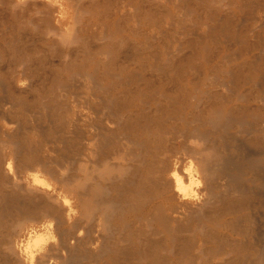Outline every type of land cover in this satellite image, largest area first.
Masks as SVG:
<instances>
[{
	"label": "bare ground",
	"instance_id": "bare-ground-1",
	"mask_svg": "<svg viewBox=\"0 0 264 264\" xmlns=\"http://www.w3.org/2000/svg\"><path fill=\"white\" fill-rule=\"evenodd\" d=\"M68 1L72 7L69 12L65 10L66 3L60 0H9L7 6H12V13L24 8L32 10L37 17L30 15L31 18L44 23L42 31L56 37L52 40L66 44L76 38L75 15L81 0ZM235 1L243 6L244 0ZM245 4L249 19L264 20V0H245ZM117 7L116 11H122L124 6ZM217 8H213V15L218 13ZM128 11L129 14L132 10ZM226 20L225 25L230 23ZM244 30L238 38L244 43L242 48L246 51L242 52L249 55L235 66L226 67L221 79L153 76L138 73L137 68L121 75L122 66L109 67L108 59L95 64L94 74L90 69V73H81L74 52L66 51L73 57L62 60L66 58L63 54L59 68L71 69L75 65L73 71L62 77L64 74L61 76L57 70H48L53 75L51 79L57 80V90L53 93L61 98L58 103L63 96L73 94V104L68 100L66 106L60 103L65 107L62 111L56 100H52L55 97L44 99L45 102L40 98L43 102L28 105L16 93L15 79L29 81L35 62L29 67L24 59L18 63L15 59V63L8 64L6 72L0 69V78L6 80L0 106L4 110L13 108L18 99L16 104L21 103L22 112L25 110L22 120L15 119L16 125L29 121L24 119L26 111H31L27 109L30 106L54 119L45 134L50 135L51 139L47 138L52 142L47 146H38L40 141L37 146L18 144L11 131L6 130L4 137L1 134L0 264H264V124L252 126L242 121L245 115H255L264 106L241 107L234 102L229 106L226 102L232 101L233 95L245 101L259 99L264 85V46L262 41L250 43L249 30ZM261 32L264 33V27L256 35ZM101 44L99 53L102 50L109 53L106 49L111 44ZM254 49L258 52L251 53ZM100 70L108 74H99ZM46 74L43 75L47 77ZM249 81L256 86V93L239 90ZM203 84L207 89L202 92L198 87ZM78 86L82 94L76 91ZM8 103L11 105L5 107ZM224 105H227L225 110ZM12 118L6 121L9 123ZM39 122H35V128L40 127ZM27 124L24 126L29 127ZM202 125L208 128L201 129ZM135 130L140 131L134 133ZM185 145L187 156L179 154ZM22 146L25 152L20 150ZM82 150L89 156L100 154L98 158L91 157L93 164L90 160L84 163L81 157L86 154ZM71 159L77 163L71 164ZM94 164L100 166L95 165L98 171ZM27 170L33 172L26 174ZM242 174L249 176L241 178ZM98 178L106 184L101 186ZM126 212L132 213V220H125L121 226L112 224L114 217H123ZM224 214L231 216L227 218ZM128 240L138 248H145L143 257H138L143 259L142 263L135 261L138 258L133 263L125 261L128 251L123 253V250L128 244L124 246L123 242ZM136 246L129 252L139 253ZM121 255L125 256L122 262ZM107 257V262L102 260Z\"/></svg>",
	"mask_w": 264,
	"mask_h": 264
},
{
	"label": "rangeland",
	"instance_id": "rangeland-1",
	"mask_svg": "<svg viewBox=\"0 0 264 264\" xmlns=\"http://www.w3.org/2000/svg\"><path fill=\"white\" fill-rule=\"evenodd\" d=\"M8 1L9 0H0V66L2 67V68L0 67V69L2 71H5V70L7 71L8 64L9 63L13 64L16 62V60H17L16 63H18L20 61H23V59H24L25 63L27 65H29V67H30V65H32L35 62L34 63L35 65L33 64L34 71L32 69H30L31 71H33L32 72L33 74H31L29 77L30 82L26 81V79H21V80L15 79V83H14V86L17 83V85L15 86L16 93H18L19 95H22L23 96L22 99H24L28 105H31L32 102H34V101L41 103V101L42 100L44 101V99H45V101H47L48 99L54 98V97L56 99L54 98L52 100H56V103H58V101L61 100L60 97H58V98L56 97L57 95L54 96L55 94L53 93V91L57 90L58 84H57L56 79L54 81L51 79V78H53V75L49 74L48 70L49 71H52V70L56 71L57 70L58 74H60L61 76L63 74L65 75V76L63 75L62 77H66L68 75V73L70 74V72L73 71L75 65H72L71 69H69L68 67H65L63 69L59 68L61 59L64 56H66V58H64L62 60H68V61L70 60L69 59L70 57L72 58L74 56V59L76 58L75 61L78 64H81L78 67H81L82 69H80V70L78 69L79 71L77 70L78 72H81V73L82 72L83 73H90L89 71H91V73L94 74L92 72V68L95 66V64L100 60H107L108 59L110 61L109 67L122 66L123 69L121 71V75H127L131 71V69L135 70V68H137L136 70L138 71V73H141V74L144 73V74L153 75V76H171V75H173V77H175V76L176 77H178V76L179 77L180 76L185 77L186 76L187 78L192 77V78H196V79H197V77H198V79H203L204 77L206 78L207 76H209V78H214V79L220 78L221 79L222 77L225 76L224 74H226V69L230 68L229 66H231V67L235 66L237 63L241 62V60H243L244 58H246V56L249 55V54L242 52V51H246V50L244 48H242V47H244V43H242V40L238 38L239 33L245 31L244 30L245 28H246V30L247 29L249 30L250 43L252 42L254 44V42L256 43L259 41L261 43V41H262L261 46H264V33L261 32L259 35H256V31H258L260 28L264 27V23H263V26L259 25V28L257 27L258 24H260L264 20H262L261 22H259V21L255 22V20L253 21L254 18L251 19V17H250V19H249V12H248V8H247L248 3L245 4V0L243 2V6L240 4L238 5V3H236L235 0H230V2H228L229 0H226V1L225 0H222V1L218 0V3H217V0H215L216 3L213 2L214 0L213 1L212 0H174V1L173 0L172 1H168V0H154V1L153 0H150V1L149 0L148 1L147 0H141V1L140 0H131V2H129V0L128 1L127 0H81V2L78 1L79 7H77L78 10L76 9V12L78 11V13H76V15H75V20H77L76 24L78 25L77 26L75 24L76 25L75 26L76 38L73 42H71V43L67 42L66 44H64L65 42L63 43L61 40L60 41L62 44L60 43L59 40L58 41L56 40L57 42L54 41L56 39V37L52 36V34H50V33L48 35H46L47 33L45 34V32L42 31V30H44L43 29L44 23L42 21L38 22L36 19H33V18H36L37 16H36V14H34L32 12V10L24 8V10L21 9V11H17V13H12L11 9H13V8H12V6L10 7V4L7 6V4L9 3ZM57 1L59 2V0H57ZM62 1L66 3V4H64V6L66 8L65 10H67L69 12V9L71 10V8H72L68 5L69 1L68 0L67 1L60 0V2H62ZM72 1H74V0H72ZM72 1H70V4ZM118 1H119V3H118ZM122 1L126 2V3H123ZM137 1L139 2V4ZM143 1H144V4H143ZM76 2H77V0H76ZM127 2L129 4H127ZM159 2H161V3H159ZM165 2H166V4H165ZM154 3H155V5H154ZM119 4H123V6H124L121 8V10L123 9L122 11L118 10V11H120V13L118 11H116L118 9L117 5L119 6ZM148 4H150V5H148ZM159 4H161V5H159ZM213 4L215 6H218V8L216 9L218 11V13H216L214 15L212 14L215 11L213 9L215 7ZM221 4H222V6H221ZM133 5L136 6V8ZM137 5H140V6H137ZM162 5H164V6H162ZM125 6H126V8H125ZM167 6H169L168 9H166ZM17 8H19V7H17ZM128 10H132L129 13L130 16L128 14V12H129ZM29 11H31V12H29ZM124 11H126V12L121 14V12H124ZM114 12H116V13H114ZM133 13H135V14H133ZM167 13H171V14H167ZM13 14H15V15H13ZM30 15L31 16L34 15V17L32 16L33 18H31ZM121 15H122V18L120 17ZM124 15H125V17L129 16L131 18H127V17L125 18ZM132 15H134V16H132ZM168 15H170L169 16L170 18L168 17ZM117 16H118V18H117ZM212 16L213 17L215 16L214 18H216V19L211 18ZM224 18H226L228 20V22H230V23L225 25L226 19H224ZM134 19H136V20H134ZM263 19H264V17H263ZM98 20H100V22ZM206 20H207L208 24L206 23ZM31 21H33V22H31ZM39 21H40V19H39ZM168 21H171L173 24H171ZM210 21L214 22V24L212 26H211ZM92 22H93V24H92ZM35 23L38 24V27H36L37 25ZM96 23H98V25ZM168 23H170L171 25ZM155 24H156V26H155ZM231 24H233V26ZM163 26H165V27H163ZM102 29L104 32L102 31ZM238 30H239V32H238ZM253 31H255V32H253ZM253 34L256 36H254ZM96 35H98V36L96 37ZM39 36H41V37L39 38ZM42 36H43V38H42ZM52 38H54V40H52ZM179 40H181V42ZM101 43H110L111 44L106 49V51H108V49H109V51H110L109 53L104 52L103 50H102L103 52L101 51L99 53L98 49L102 45ZM59 44L62 46H60ZM63 44H64V46H63ZM174 44H175V46H174ZM176 45H178V46H176ZM180 46H181V48H180ZM70 47L72 49H70ZM168 47H170V48H168ZM175 47H179V48L176 49ZM167 48H168V50H167ZM40 50H41V52H40ZM53 50H55V51H53ZM57 50H58V53H56ZM69 50H71L74 53H77L76 56L74 55V53H73V56L68 54L66 51H69ZM172 50L175 53H172ZM10 51H12V53ZM168 51H170V54ZM250 52L255 53V52H258V50L254 49V50H251ZM101 53H103V56ZM224 53H226V54H224ZM233 53H234V55H233ZM20 54H22V55H20ZM53 54H54V56H53ZM63 54H64V56H62ZM166 54H169V55H167V57H166ZM43 55L45 57H43ZM221 55H223L224 57L223 56L221 57ZM19 56H21V57H19ZM26 57H27V59H26ZM165 58H166V60H165ZM6 60L7 61L10 60V61L6 62ZM44 60L46 62H44ZM47 60H49V61H47ZM51 61H52L51 65H53V66L50 65ZM2 62L5 65H3ZM27 62H29V63L31 62V63L29 64ZM56 63H57V67H55ZM82 64H84V65H82ZM91 64H93V65L91 66ZM49 65L51 67H49ZM151 65H153V66H151ZM38 66H41L40 67L41 69L38 68ZM3 67L5 69H3ZM83 67H84V69H83ZM89 67H91V68H89ZM152 67H154V68H152ZM35 69H38V70L36 71ZM41 70H42V72H41ZM66 70H67V72H66ZM46 71L48 74L43 73ZM112 71L114 72L115 70L112 69ZM62 72H64V73H62ZM35 73L37 74V76H35L36 75ZM40 73L42 74L41 76L38 75ZM98 73L103 74V75H104V73L108 74L105 71L103 73V70H100ZM43 74H46L47 77H45V75H43ZM108 76H111V74H109ZM210 76H212V77H210ZM39 77H40V79H39ZM50 81H51V83H50ZM77 81H79V80H77ZM2 82H3V84H2ZM5 82H6V80L4 77L0 78V83H1V85H0V89H1L0 90V96L3 92L2 91L3 88H5V86H4V85H6ZM25 83H26V85H25ZM78 83H80V82H78ZM55 85H57V86L55 87ZM235 86H236V84H235ZM54 87H55V89H54ZM79 87L80 86H78L75 89H76V91H80V93H81L82 89H81V87L80 88ZM255 87L256 86L253 84V81H249V82H245L243 84V86L239 88V90L242 91L244 89V90H247V92L248 91H251V92L255 91L254 93H256ZM45 89H47V90H45ZM77 89H79V90H77ZM199 89L200 90L203 89L202 90V92H203L204 89L206 90L207 88H206L205 84H203V86L201 85L198 87V90ZM260 89H261V96L259 99L256 98V99L245 101L241 98L238 99V97L233 95L234 97L232 96V101H230L231 100L230 99L226 102L229 103V106H231L233 104V102H234V104H236V105L238 104L241 107H261V105L264 106V101H263L264 85H262V88H260ZM17 91H19V92H17ZM50 91H52V92H50ZM44 94H45V97H44ZM199 94H201V93H199ZM47 95H48V97H46ZM72 95L73 94H70V95L68 94L67 96L62 97L63 98L62 102L60 101L58 103L59 105L57 104L59 106L60 110L65 108V107L62 108L61 106H63V104H64V106H66L67 100L70 104H73L74 99H72V97H73ZM235 95L238 96L239 93H236ZM139 97L140 96H137V98H139ZM40 98H42V100ZM193 99H195V98H193ZM69 100H71V101H69ZM17 101H18V99H15L14 102L18 103ZM28 101H30V102H28ZM16 103L14 104L15 107L13 105H12L13 108L11 107L13 110L11 108H9V109L5 108V110H4V108H2L0 106V113H1L0 114L1 115V117H0V139L2 137L6 136L5 131L7 130L9 132L11 131L10 132L11 135H15L14 139L17 141L18 144H21V143L27 144V145L28 144H31V145L36 144V146H37L39 141L41 143L38 146H41V147H42V144L44 146L45 145L47 146L48 144H52V142H50L51 141L50 135L47 136L50 138V139H48L45 136V134L48 131L50 125L51 124L53 125V122H52V120L54 121V119H52L53 117L51 118L49 116L51 118L50 119V118H48V116L45 115L44 112H42V111L38 112V110H40V109L35 110V108H33L34 106L33 107L30 106L27 109H31V111L26 109L27 115H26V118L24 119V122L26 120H29V121H26L25 123L21 124V126H20V124L19 125L17 124L18 125L17 126L15 119H18L20 117L22 120L21 115L23 116V112L25 110H23V112H22L21 103H19V104H16ZM60 103H63V104L61 105ZM202 103H200V104H202ZM10 105L11 104L8 103L5 105V107L6 106L9 107ZM222 108L225 110L227 108V105H224ZM32 110H34V112H36V113H34ZM1 111L3 112V114ZM7 111H9V113ZM28 111H30L31 114L28 113ZM83 111H84V109H83ZM32 112H33V114H32ZM263 112H264V109L260 112L254 113L255 115L247 114V115H245V117L242 118L243 119L242 121H246L247 123H251V125L253 124L252 126H257V125L260 126V124L263 125L264 124ZM32 115H33V117H32ZM41 115H43V118H41L42 117ZM4 116H7V119H9V118L11 119L13 117L12 118V119H14V120H12L13 122L11 121L8 123V121H6L7 119ZM28 116H30V117H28ZM3 117H4V119H3ZM35 117H36L35 120L41 121V122H39V124H41L42 127L40 125L39 128H35V127H37L35 124L36 123L38 124V121L34 120ZM28 118H30V119H28ZM39 118H41L42 120ZM28 122H29V127H25L24 125L27 126ZM178 122H181V120H178ZM1 124H3V125L1 126ZM11 126H13V127H11ZM15 126H17V128ZM111 126H114V125H111ZM14 127L16 129H20V130H18L19 132H16V129ZM200 128L206 129V128H208V126L202 125ZM231 130L235 131V129H233V128ZM139 131L140 130H135L134 133H138ZM255 133H258V132L256 131ZM1 134H2V137H1ZM18 138L20 140H18ZM21 140H22V142H20ZM79 146H81V144ZM108 146H109V144H108ZM20 150L21 151L23 150L25 152L26 149L22 146ZM102 150H103V148H101L100 152H102ZM82 151H83L84 155L85 154L88 155V152H85L86 150H82ZM82 151H80L81 156H82ZM186 151H187V147L185 145L184 148L183 147L180 148L179 154L187 156V153H185ZM51 153L53 155L56 154V152H54V153L51 152ZM94 154H96L97 156L96 155H95L96 157H94L93 155H90V156L85 155L84 157L83 156L81 157L80 155L79 156L81 157V160L83 159L82 161L84 163H86L85 161H87V163H89V160H90V164H93L94 160H92V158L93 157L98 158L100 153L98 154V152H96ZM85 157H87V158H85ZM78 159L80 160V158H78ZM71 161H73V160L71 159ZM74 162H75V164L77 163L76 160H74L73 163L71 162V164H74ZM90 164H88V165H90ZM100 164H101V161H100ZM100 164L98 163V165H100ZM95 165L96 164H94L93 166H95ZM98 165H96V166H98ZM73 166L74 165H72V167ZM100 166H98V167H100ZM95 167H93L92 169H94ZM96 169H97V167L95 168V170ZM28 171L29 170H27L26 174L33 172L32 170L29 172ZM96 171H98V170H96ZM96 171H95V173H97ZM93 173H94V171H93ZM248 176L249 175L242 174L241 178H243V177L248 178ZM99 183L101 186L106 184L105 180H103L102 178H101V180L99 179ZM230 216H231V214H224V217L229 218ZM132 218H133L132 213L126 212V214L123 217H114L113 220H111V222L114 225L119 226V224H120V226H121L122 222H124L125 220H132ZM125 242H127V243H125ZM125 242H123V245L125 246L126 244H128V246H126L125 249L123 248L124 249L123 253H125L126 250L128 252L130 249L133 250L134 247L136 246V243L131 242L130 240L125 241ZM128 242H130V243H128ZM132 244H133V246H132ZM132 250H131V252H134ZM136 250L140 251V252L139 253L134 252L135 254H133L131 252H129V253L127 252L128 255H127V253H125L126 258H124V259H125V261L127 260L126 262L133 263L134 260L137 259L139 256L143 257L142 254H143L145 248L140 246L139 248L137 247ZM130 253L133 254V255H131V260L129 257ZM122 255H121L122 258L120 259L121 262L123 260V257H125ZM133 256H134V258H133ZM128 258H129V260H128ZM132 258H133V260H132ZM102 260L107 262L109 260V258L107 257V258H104ZM135 261H139L142 263L143 259L141 258V260H140L138 258V260H135Z\"/></svg>",
	"mask_w": 264,
	"mask_h": 264
}]
</instances>
